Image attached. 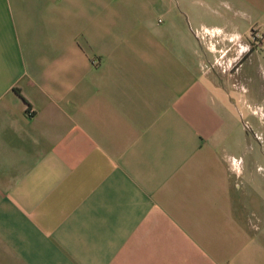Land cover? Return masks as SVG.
Listing matches in <instances>:
<instances>
[{
	"label": "crops",
	"instance_id": "obj_1",
	"mask_svg": "<svg viewBox=\"0 0 264 264\" xmlns=\"http://www.w3.org/2000/svg\"><path fill=\"white\" fill-rule=\"evenodd\" d=\"M114 12L144 23L92 37ZM252 27L264 0H0V264H264L233 169Z\"/></svg>",
	"mask_w": 264,
	"mask_h": 264
},
{
	"label": "rangeland",
	"instance_id": "obj_2",
	"mask_svg": "<svg viewBox=\"0 0 264 264\" xmlns=\"http://www.w3.org/2000/svg\"><path fill=\"white\" fill-rule=\"evenodd\" d=\"M154 16L147 17L152 20ZM145 18L135 13L114 12L104 16H94L92 24L101 30L91 29L89 34L92 37H107L110 41H117L122 34L119 29L124 25H137L144 23ZM84 35L87 34V28H78ZM66 31L63 29V34ZM69 33V32H68ZM86 33V34H85ZM250 33V31H249ZM51 32L49 36L51 38ZM80 38V36H79ZM252 40V39H251ZM257 46V44H255ZM237 89L243 93L249 104L255 108V111L246 113L239 111L237 118L233 115V122L237 127L233 132V137L239 138V144L233 149L236 155L240 154L237 159L233 158V169L238 174V183L241 184L243 176H246V199L247 204L252 205V211H249V223L254 231L262 230L260 218H264V78L254 73L248 79L238 77ZM234 103V100H233ZM239 150V151H238ZM248 150V151H247ZM247 151L245 154L243 152ZM242 157V158H241ZM235 163V164H234ZM235 166V167H234ZM263 201V206L256 208L253 201ZM263 210V211H262ZM262 227V228H261Z\"/></svg>",
	"mask_w": 264,
	"mask_h": 264
},
{
	"label": "built area",
	"instance_id": "obj_3",
	"mask_svg": "<svg viewBox=\"0 0 264 264\" xmlns=\"http://www.w3.org/2000/svg\"><path fill=\"white\" fill-rule=\"evenodd\" d=\"M250 38L257 45H262L264 43V35L256 27L250 29Z\"/></svg>",
	"mask_w": 264,
	"mask_h": 264
}]
</instances>
